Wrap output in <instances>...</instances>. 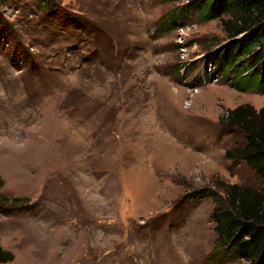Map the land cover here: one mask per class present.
<instances>
[{"label": "rangeland", "instance_id": "374dc122", "mask_svg": "<svg viewBox=\"0 0 264 264\" xmlns=\"http://www.w3.org/2000/svg\"><path fill=\"white\" fill-rule=\"evenodd\" d=\"M188 1L0 0V264H247L210 193L263 191L226 120L264 92L203 78L228 15L164 30Z\"/></svg>", "mask_w": 264, "mask_h": 264}, {"label": "trees", "instance_id": "16d2710c", "mask_svg": "<svg viewBox=\"0 0 264 264\" xmlns=\"http://www.w3.org/2000/svg\"><path fill=\"white\" fill-rule=\"evenodd\" d=\"M194 14L207 21L228 15V18H222V24L230 41L207 57L211 67L203 78L220 74L240 90L252 88L264 92V0H189L162 18L160 25L167 31L180 18ZM226 125L245 137V146L234 152L244 159L256 182L264 187V107L256 110L249 105H240L231 110ZM3 184L0 175V189ZM200 193V197L207 196ZM210 195L216 203L211 213L217 233L214 254H219L221 260L264 264V189L231 184L227 186L225 196L215 191ZM18 202V197L0 195V205ZM13 258L14 255L0 245V262H9Z\"/></svg>", "mask_w": 264, "mask_h": 264}]
</instances>
